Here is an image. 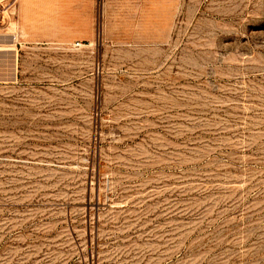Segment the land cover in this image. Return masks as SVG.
Returning a JSON list of instances; mask_svg holds the SVG:
<instances>
[{"label":"rangeland","instance_id":"obj_1","mask_svg":"<svg viewBox=\"0 0 264 264\" xmlns=\"http://www.w3.org/2000/svg\"><path fill=\"white\" fill-rule=\"evenodd\" d=\"M0 264H264V0H0Z\"/></svg>","mask_w":264,"mask_h":264}]
</instances>
